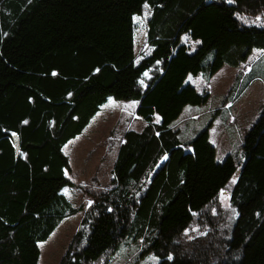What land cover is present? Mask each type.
<instances>
[{"label":"trees","instance_id":"1","mask_svg":"<svg viewBox=\"0 0 264 264\" xmlns=\"http://www.w3.org/2000/svg\"><path fill=\"white\" fill-rule=\"evenodd\" d=\"M145 7L153 51L138 62ZM263 21L264 0H0V264H38V244L75 215L59 264H94L133 240L158 264H264V108L223 162L210 142L219 113L187 143L175 128L209 100L188 78L264 50ZM109 98L136 101L143 127L120 133L111 185L85 210L62 193L74 178L64 148ZM193 229L204 232L188 239Z\"/></svg>","mask_w":264,"mask_h":264},{"label":"rangeland","instance_id":"2","mask_svg":"<svg viewBox=\"0 0 264 264\" xmlns=\"http://www.w3.org/2000/svg\"><path fill=\"white\" fill-rule=\"evenodd\" d=\"M145 8L143 14L135 19L134 53L138 62L150 56L153 51L148 44L146 20L149 11ZM241 19L244 25L260 24L249 17ZM182 42L191 52H195L198 47V42L187 36L182 37ZM187 83L197 88L199 92L207 93L209 100L196 111L188 109L183 118L175 123V128L181 132V139L187 143L196 133L203 131L215 114L219 113L210 129V142L216 150L217 160L223 162L230 154L238 153L245 134L262 114L264 50H254L250 60L237 69L226 65L212 77L190 76ZM233 89L235 99L227 104V97ZM135 110L136 101L109 98L83 133L65 146L64 154L69 159L70 172L74 178L72 186L64 188L62 193L73 206L90 209L93 205L92 196L105 191L111 185L116 148L123 143L120 133L134 128L140 130L143 127ZM111 136L114 139H110ZM219 205L224 212L222 221L226 220L225 225L230 226L235 213L226 193L220 196ZM80 219V215L66 218L48 240L38 244L40 251L38 264L60 263L73 235L81 227ZM203 232L193 229L188 234V239H191L190 235L194 238ZM133 241L124 244L117 254L105 256L106 258L94 264H158L155 256L144 254L143 241ZM209 264L220 262L214 258Z\"/></svg>","mask_w":264,"mask_h":264},{"label":"water","instance_id":"3","mask_svg":"<svg viewBox=\"0 0 264 264\" xmlns=\"http://www.w3.org/2000/svg\"><path fill=\"white\" fill-rule=\"evenodd\" d=\"M146 10L149 11V14H150V10H149V7H146L145 8ZM147 26H148V21L146 22ZM13 138V142H14V145H15V155H16V159L19 157L20 155V139H19V136L16 134V133H11L10 134ZM166 160H167V157H166ZM163 164H165V161L163 162ZM239 175V172H237V176Z\"/></svg>","mask_w":264,"mask_h":264},{"label":"bare ground","instance_id":"4","mask_svg":"<svg viewBox=\"0 0 264 264\" xmlns=\"http://www.w3.org/2000/svg\"><path fill=\"white\" fill-rule=\"evenodd\" d=\"M237 176V173H236V175H235V177ZM238 177V176H237Z\"/></svg>","mask_w":264,"mask_h":264}]
</instances>
